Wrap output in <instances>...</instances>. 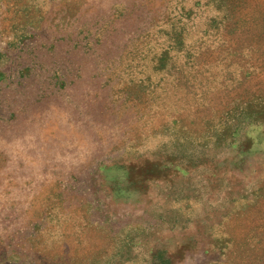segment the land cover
<instances>
[{
  "label": "rangeland",
  "instance_id": "obj_1",
  "mask_svg": "<svg viewBox=\"0 0 264 264\" xmlns=\"http://www.w3.org/2000/svg\"><path fill=\"white\" fill-rule=\"evenodd\" d=\"M0 264H264V0H0Z\"/></svg>",
  "mask_w": 264,
  "mask_h": 264
}]
</instances>
